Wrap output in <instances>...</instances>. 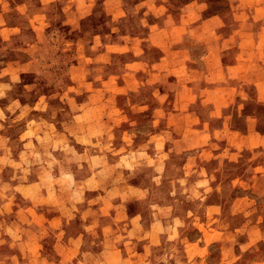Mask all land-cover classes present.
I'll return each instance as SVG.
<instances>
[{
    "label": "rangeland",
    "instance_id": "1",
    "mask_svg": "<svg viewBox=\"0 0 264 264\" xmlns=\"http://www.w3.org/2000/svg\"><path fill=\"white\" fill-rule=\"evenodd\" d=\"M231 1L124 0L143 13L117 20L104 0H0L22 27L0 29V264H264V153L245 136L264 132L247 122L264 0ZM224 73L246 98L204 94ZM229 139L250 152L225 174Z\"/></svg>",
    "mask_w": 264,
    "mask_h": 264
},
{
    "label": "crops",
    "instance_id": "2",
    "mask_svg": "<svg viewBox=\"0 0 264 264\" xmlns=\"http://www.w3.org/2000/svg\"><path fill=\"white\" fill-rule=\"evenodd\" d=\"M123 2L124 0H104V4H105V10L106 12H108V14L110 15L111 18L113 19H121L123 16L125 15H138L140 13H143L141 10H138V11H128L127 9H125L124 5H123ZM234 0H232L231 2H228L229 5V8H233V5H234ZM209 4H211V2H209ZM16 7H18L16 5ZM11 9V8H10ZM0 15L1 18H0V23L1 22H5L6 23V26H1L0 29H6V28H9V29H22V27L20 25H10V24H7L6 22V11L5 10H0ZM87 14H89V12H85L83 14H69L67 15L65 13L64 17H67V21L68 22H71L72 24L75 25L76 21L80 20L83 16H86ZM181 14L185 15L187 14L186 11H185V8L183 9V11L181 12ZM203 14V13H202ZM205 15V14H204ZM70 17H76V19H70ZM69 18V19H68ZM170 28L171 31L173 32H176L177 34H182L183 32V29L182 27H180L178 24H174V25H171V26H168ZM167 27V28H168ZM171 39L173 40H179L180 37H172ZM170 43V42H168ZM166 43V44H168ZM172 43H176V44H179L180 41H173ZM152 46H156V45H152ZM147 53V51H146ZM228 54H229V51L226 50L223 51L219 56H217L215 58V60H219L221 61L222 63V67H227L230 63H232V59H230V61L226 60V57H228ZM177 58V60H181L180 57H175ZM224 78H225V84L221 87H217V88H220L218 91L217 90H213V92H206L204 94H210L211 95H219L221 98H223V100H219V102H221L222 104H224V106H226L228 104V101H231L233 100L236 96L238 97H244L245 95H242V93H238L239 91L237 90V87L235 86L234 82H233V79L232 77L229 78V76L224 73ZM203 81L204 79H201V80H198V81H195V82H192V83H189L187 80L186 82L188 84H191L190 85V89L194 91V97L197 98L198 97V94L200 95H203L202 94V89H203ZM184 84V83H183ZM215 87H213V89H217ZM237 91V93H236ZM258 94V96H256ZM256 95H247V98L249 99H252V100H256L257 102L260 101H263L264 102V98H262L261 96V93L257 92ZM209 96V100L207 101H210L211 98ZM246 98V97H244ZM198 100V99H197ZM247 121V120H246ZM248 124H252V123H255V124H259L258 122H264V114H260V113H253L249 116L248 118ZM236 129V132L238 131L237 128ZM228 130L232 133L233 131V127L232 126H229L228 127ZM246 139L249 141V147L248 149L252 148L251 150L252 151H255V150H260V153H264V132L260 133V132H247L246 133ZM243 137L242 136V140H243ZM247 149V152L246 150L245 151H241L238 147H237V144L235 142V140L233 141H228V144L226 146V148L224 149V159L222 160V163L224 164L223 166H221V169H222V172L227 174L226 172L228 171L226 168L227 164L229 163V161H233V162H236V163H243L244 161V158L246 156V153L250 152V150ZM226 152V153H225ZM182 153V152H181ZM227 156V157H226ZM185 157H183L184 159ZM227 158V159H226ZM196 161H198V163L200 164V167H202V161L197 159ZM227 163V164H226ZM214 164L211 163V165H209V168L213 169L214 168ZM264 169V168H263ZM210 170V169H209ZM261 175H264V171L261 173ZM139 214H133V216L131 217H136L138 216ZM153 223H161L160 221H152ZM118 230H116L115 234L113 235L114 238H116L119 234H122V235H125L126 232L125 231H121L119 230V228H117Z\"/></svg>",
    "mask_w": 264,
    "mask_h": 264
}]
</instances>
